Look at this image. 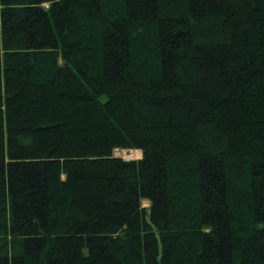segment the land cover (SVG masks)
I'll return each mask as SVG.
<instances>
[{
	"label": "trees",
	"instance_id": "1",
	"mask_svg": "<svg viewBox=\"0 0 264 264\" xmlns=\"http://www.w3.org/2000/svg\"><path fill=\"white\" fill-rule=\"evenodd\" d=\"M0 264H264V0H0Z\"/></svg>",
	"mask_w": 264,
	"mask_h": 264
},
{
	"label": "rangeland",
	"instance_id": "2",
	"mask_svg": "<svg viewBox=\"0 0 264 264\" xmlns=\"http://www.w3.org/2000/svg\"><path fill=\"white\" fill-rule=\"evenodd\" d=\"M115 156H120L124 159H138L141 157V151L138 149H115L114 150ZM143 206H148V201H142Z\"/></svg>",
	"mask_w": 264,
	"mask_h": 264
}]
</instances>
